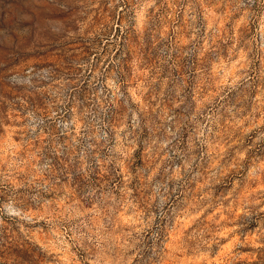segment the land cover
<instances>
[{"label":"rangeland","instance_id":"374dc122","mask_svg":"<svg viewBox=\"0 0 264 264\" xmlns=\"http://www.w3.org/2000/svg\"><path fill=\"white\" fill-rule=\"evenodd\" d=\"M0 264H264V0H0Z\"/></svg>","mask_w":264,"mask_h":264},{"label":"trees","instance_id":"16d2710c","mask_svg":"<svg viewBox=\"0 0 264 264\" xmlns=\"http://www.w3.org/2000/svg\"><path fill=\"white\" fill-rule=\"evenodd\" d=\"M113 111L109 110V114H112ZM108 122H113L112 121V116L108 119ZM52 167H55V163L52 165Z\"/></svg>","mask_w":264,"mask_h":264}]
</instances>
